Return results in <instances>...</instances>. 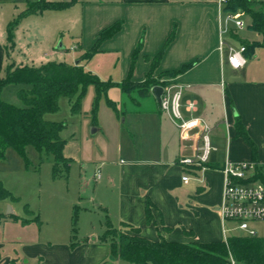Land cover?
Here are the masks:
<instances>
[{
	"label": "crops",
	"instance_id": "crops-1",
	"mask_svg": "<svg viewBox=\"0 0 264 264\" xmlns=\"http://www.w3.org/2000/svg\"><path fill=\"white\" fill-rule=\"evenodd\" d=\"M39 1L0 0V78L12 65L65 63L68 54L63 52V44L57 50L55 45L64 42L67 35L70 45L74 44L72 50L79 51L70 65H81L105 82L120 84L131 77L133 82L143 83L175 29V38L153 76L162 83L182 85L184 101L196 102L197 116L213 128L215 150L209 162L202 168H184L179 159L192 154V143L181 139L153 93L122 92L129 104H137L124 115L128 143L137 142L138 150L128 152L130 158L120 167L106 165V174L100 179L83 170V193L92 191L89 204L105 211L114 228L133 226L139 229L140 237L153 242L160 236L183 244L225 242L241 236L234 231V224L223 222L219 211L225 186L221 169L228 160L264 164V47L251 54L243 69L234 70L229 65L227 52L219 48V19L224 9L219 0H76L65 10L23 17L10 40L11 23ZM256 7L264 11V4ZM116 23L122 25L121 30L103 42L89 61H80L95 46L99 34ZM233 34L223 40L241 46L242 40ZM250 43H262V36L257 33ZM188 65L191 68L176 77L165 76ZM237 121L249 142L237 135ZM185 175L190 177L188 183L182 181ZM148 201L156 207L152 210L153 224L147 222ZM7 208V213L2 212ZM76 234L77 230L73 237V230H69L68 215L40 219L30 211L20 213L6 199L0 201V264H130L112 257L110 245L100 241L103 234H84L82 239ZM257 238L264 237L257 231Z\"/></svg>",
	"mask_w": 264,
	"mask_h": 264
},
{
	"label": "trees",
	"instance_id": "trees-1",
	"mask_svg": "<svg viewBox=\"0 0 264 264\" xmlns=\"http://www.w3.org/2000/svg\"><path fill=\"white\" fill-rule=\"evenodd\" d=\"M76 3H48L45 0L32 4L9 26V38L13 39V32L20 20L30 14L46 10H65ZM264 4L263 1L253 0H227L224 5V13H244L251 19L250 29L262 36V43H250L241 41L246 47L245 56L250 58L254 51L264 47V11L254 7ZM122 28L120 23L102 31L95 46L81 56L80 61H89L103 42L112 38ZM175 29L168 38L163 50L155 57L153 69L145 82L135 83L129 77L126 81L117 84L111 81H102L96 75L85 71L81 65L51 62L36 67H21L8 74L5 81L0 78V160L5 158L8 149H13L19 156L27 159V148L33 147L40 154L52 155L54 158L53 177H67L71 167V161L63 152L65 142L61 140L60 133L63 130L61 123L45 120L46 114L55 113L59 110V101L62 97L72 98L81 89L79 98L73 106V111L78 110L81 100L84 98L87 88L94 86L98 99L112 88H119L126 95L138 93L144 96L150 95L152 89L164 86L161 79L155 78L153 72L164 55L165 50L175 38ZM234 38H238L233 34ZM140 47L133 55V64L139 53ZM192 65L183 67L179 71L166 73L165 76L176 77ZM9 85L29 87L19 91V98L24 107L20 108L4 102L1 98L4 88ZM108 105L115 108V103L108 100ZM237 135L249 142L247 135L239 121L236 123ZM264 183V176L259 177ZM15 197L0 182V201ZM155 205L147 202V222L153 224L152 210ZM77 214V213H76ZM78 217L74 215L73 223L77 225ZM128 228L130 233L117 232L106 219V231L100 237V241L108 243L111 255L115 259L130 264H264V238L244 236L229 237L225 242L183 244L169 242L160 236L158 241H150L140 237L139 229L130 225H122ZM76 229H73L75 237ZM112 236L113 239H110Z\"/></svg>",
	"mask_w": 264,
	"mask_h": 264
},
{
	"label": "rangeland",
	"instance_id": "rangeland-1",
	"mask_svg": "<svg viewBox=\"0 0 264 264\" xmlns=\"http://www.w3.org/2000/svg\"><path fill=\"white\" fill-rule=\"evenodd\" d=\"M254 9L261 8L255 6ZM237 15L245 20L246 30L236 31L231 25V32L236 33L238 39L242 41L256 40L257 33L250 29L249 17L242 12ZM229 41L235 47L237 46L236 42L230 39ZM70 43L66 35L64 42L59 41L55 49L57 50L60 44H63L66 50L63 52L68 54L63 62L73 64L79 51L72 50L74 44L70 45ZM17 68L19 67L12 65L7 69L1 81H5L8 74ZM23 88L29 87L11 85L5 88L1 95L2 100L20 108L24 107L23 101L19 98V91ZM80 92L81 89L72 98L62 97L59 101V110L45 115V120L63 125L60 133L61 140L65 142L63 154L71 161L67 177L55 179L53 156L40 154L33 147L27 148V159L19 156L13 149H8L5 158L0 160V181L16 198L6 200L10 201L20 213L30 211L40 219H48L52 216L63 218L68 215L69 230L72 233V230L76 229L78 239H82L84 234L100 236L107 229L105 211L100 210L96 205L92 207L89 204V195L92 191L83 193L81 188L83 170L88 169L89 176L94 173L98 176L99 172L101 176H104L106 165L120 167L130 158L128 152H132V149L135 150L134 152L138 150L137 142L128 143L129 132L124 115L128 108H136L134 106V104L137 105L136 102L129 104L130 101L126 99V95L118 88L110 89L107 94H103L98 99L95 87L89 86L78 110L73 111ZM108 100L115 103V108L108 105ZM97 129L100 131H93ZM129 148L130 151H128ZM79 202L81 203L78 204ZM77 205L78 215L74 213V207ZM2 212L7 213L8 208ZM74 214L78 216L77 226L72 221ZM254 227L258 235L264 237V224H256ZM115 231L130 233L123 227L116 228ZM110 239H113L112 236Z\"/></svg>",
	"mask_w": 264,
	"mask_h": 264
},
{
	"label": "built area",
	"instance_id": "built-area-1",
	"mask_svg": "<svg viewBox=\"0 0 264 264\" xmlns=\"http://www.w3.org/2000/svg\"><path fill=\"white\" fill-rule=\"evenodd\" d=\"M227 0H219L221 6ZM220 50L226 51L228 63L234 70H241L247 65L246 47H234L223 40L231 33V25L236 31L246 29L243 19L237 14L220 12ZM163 94L160 99V109L166 113L183 141H190V156H182L180 165L184 168H202L215 150L211 138L213 128L201 117L197 116V103L184 101V87L178 84L160 86ZM225 176L222 205L219 209L224 223L234 224V231L244 237H257L253 227L256 223L264 222V183L259 178L264 176V164L256 161H226L221 169ZM101 178L100 172L97 176ZM190 180L189 175L182 178L184 183ZM227 241V240H226ZM231 264H235L231 260Z\"/></svg>",
	"mask_w": 264,
	"mask_h": 264
},
{
	"label": "water",
	"instance_id": "water-1",
	"mask_svg": "<svg viewBox=\"0 0 264 264\" xmlns=\"http://www.w3.org/2000/svg\"><path fill=\"white\" fill-rule=\"evenodd\" d=\"M59 48H62V45L60 44ZM152 93L155 96L158 103H160L161 95L163 94V89L160 86L154 87L152 89Z\"/></svg>",
	"mask_w": 264,
	"mask_h": 264
}]
</instances>
